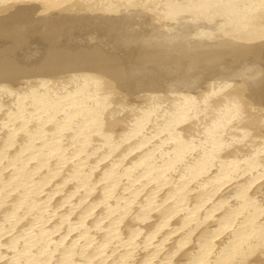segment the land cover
Returning a JSON list of instances; mask_svg holds the SVG:
<instances>
[{
  "label": "bare ground",
  "instance_id": "1",
  "mask_svg": "<svg viewBox=\"0 0 264 264\" xmlns=\"http://www.w3.org/2000/svg\"><path fill=\"white\" fill-rule=\"evenodd\" d=\"M37 79L39 81V86L38 87L36 86V89H39L38 92H36L37 97H38V93L41 89L44 92L47 90H50V89H52V86L56 85V83H58V85H59V81L60 82L64 81L65 87H66L67 83L69 84V82L76 84V85H77V83L81 84V85H78L77 88H73L71 90L68 89V91L70 93L75 92L76 94L81 95V97H82V95H84V97L85 96L87 97L85 100H84V98H82L80 100L77 97H74V95H72V97H73L72 100L74 98H77L75 100L76 101L75 103H77L78 100L85 101V103H80L81 106H83L82 104H84V105H86L87 108H89V110L91 109L90 114H89V110H87V108L85 107V110H87L88 114L90 115L89 119H87L88 116L86 117V119L89 122H93V123L97 122V123L93 124V123H88L87 121L84 120L85 122H83V123H88L91 125L92 124L98 125V129H97L98 133L102 131L101 129H105V130L107 129L106 131H108V132L110 131L109 136H111V134L114 136L115 135L117 136L118 134L121 133L119 135V137H121V139L126 137L125 142L132 141L133 139L134 140L138 139L139 137L134 138L133 136H136L139 133V131H137V129L141 128L139 126L136 127L137 125L136 126L131 125L130 121H132V120L129 118L130 116L138 115L140 113L137 110V107L139 109L140 106L134 107L132 109L133 105L129 106L128 102L130 103V101L127 98V101H128L127 102L125 100L126 99L125 97H127V96L129 97V95L136 96V98H135L136 101L140 98V103H141L142 99L146 102L150 101L151 98L154 100V97H155V99H158L157 95L160 92H158L157 95H155V96L154 95L152 96V94L153 93L156 94V92L158 90L161 91L163 88H169V90L171 88L172 89L171 91H173L174 89L175 90H177V89L181 90L179 92L177 91L178 92L177 94H180V95H178V98H180L181 94H183V93L185 94V97L188 98L187 99L184 97V95H182L183 98L187 99L183 103L184 111L181 110L182 112L177 113L178 109L180 111V107L178 109L176 108L177 112H174L176 114L174 116H172L171 119L168 118L170 121L166 122L168 124L165 125L164 129L162 130L165 132L167 131L166 134L169 135L168 136L169 139H171L173 142L172 153L169 154L168 157L165 156L166 158L164 156H161V157H163L162 159L165 158V161L169 162V164L172 166V167L169 166L170 168H173V165L180 166L179 163L181 164L183 162V159L187 158V157L184 158V156L187 155V152H189L190 149H192V150H190V152L191 151L195 152V149H193L194 146L193 147L191 146V145H194L193 143H195V142L190 141V142H193L190 145L189 144L190 142H187L188 139H186L184 137V136L189 135V134L191 135V133L194 132V131H192V127L195 125V121L197 123V125H195V126H200L199 123L201 120L198 118L199 119V122H198V120H194V119H196V117L198 115L201 114V116H202V114H203V116H202L203 120L205 121L207 118V120L205 122H208V120L211 119L210 117L213 116L211 113H213L214 111L210 112V110H211L210 108H212V107H208L207 109H210V110H208L206 112L205 108L207 106H211V104L213 106V104L215 105V104H217V102L224 101V100L227 101V103L229 102L228 105H227V103L224 104V105H226L225 106L226 108L227 107L231 108V109H227L228 111H226V112L223 111L222 109H220V107L218 109H213V110H216L215 111L216 114H218L222 111L221 112L222 116H219L216 119V122L213 121V120H215L214 117H213V120H211V124L208 122L209 124L206 125V123H204V121L203 122L201 121V125H202V127L200 126L201 131L204 130V128H205L204 126L210 127L208 132L205 133L206 135L203 134L204 135V137H203L204 142L208 144V148L207 149L203 148V149H205V153L202 154L204 152L203 151L200 154V151L203 150L201 148L205 147L207 145H204V146L201 145L202 146L201 147L199 145L202 144L203 141L202 142L199 141L200 143L198 142L199 143L198 146L200 147L201 150L198 151L199 153L196 152L197 157H195V159L190 158L188 160V162L186 161L187 163H184L188 166L187 167L188 170L191 167L193 169L194 167L200 166V167L204 168V170H202V171H205V170H207V168H208L207 166H209V164L213 161V159H216L217 157L219 159L221 157H224L223 159L222 158L220 159V162H218L221 165V168L219 169V171L217 169V171L220 173V176H221L220 181H217V178H216L217 175H216L215 178H216L217 182L214 179V181H212L210 183L208 182L209 184L208 183L205 184V182H200V183L198 182L197 184L194 183L195 184V185L193 184L195 186L194 192H193V190L192 191L189 190V188H191V187H188V185L186 187L190 191L189 196L187 198L188 202H190L192 200H196L195 198H205V195L210 188H213V189L216 188V190H220L217 188H221V187L223 188L222 184H227L230 181L231 177L233 176V175L231 176V174H232L231 169H233V167H235L234 164H236V162L239 161V163H240L241 159H243V158L245 160L247 159L246 162H244V159H243V162L247 163V166L249 168H251V170H253L252 168L256 169V166L258 169V166L260 165L261 161L263 160V159L262 160L259 159L258 156H259L260 152L263 151V153H264V0H0V85H3L0 87V89L2 87L9 86L10 84H13V83L20 84L19 82H22V83L26 84V82H28L29 80L33 82L35 80L37 81ZM50 80H52V83H48ZM55 80H57V82ZM53 81H55V82L53 83ZM35 82H33V83H35ZM30 84H31V82H30ZM13 85H15V84H13ZM21 85H23V84H21ZM21 85H19L18 88H20ZM125 85H126V87H125V89H123ZM62 86H63V84H62ZM10 87L12 89L13 86L11 85ZM16 88H17V86H16ZM29 89H31V88H29ZM82 89L85 90L86 92H90V94L86 93ZM194 89H195V91H194ZM197 89L200 90L201 92L199 93V91H197ZM206 89L209 90L208 93L205 92V91H207ZM2 90H3V88H2ZM5 90L7 91L8 89L5 88ZM58 90L56 92H59ZM64 90H66V89H63V92H64ZM114 90L120 91L121 97H120V95H119V97H117V95L120 92H117V95H116L115 94L116 92H114ZM203 90H205V91L203 92ZM35 91H37V90H33L32 92L31 91L30 92L33 95V94H35ZM153 91H156V92H153ZM196 91L198 93H195ZM2 92H4V90ZM9 92H12V90L11 91L9 90L7 93H9ZM47 92H49V91H47ZM91 92H95V93H91ZM97 92L101 93V94H98ZM31 93H30V95H31ZM201 93H202V96H201ZM25 94L27 95V93H25ZM69 94H67V95H69ZM114 94H115V96H114ZM190 94L192 96H190ZM2 95H3V93H2ZM67 95H66V97H67ZM188 95H189V97H188ZM138 96H139V98L137 99ZM5 97H6V95H5ZM23 97H25V95H23ZM33 97H34V95H33ZM43 97H44V95H43ZM70 97H71V95H70ZM175 97H176V94L174 93L173 96H171V98H173L174 102L175 101L178 102L177 100H174ZM161 98H163V97H161ZM178 98H175V99H178ZM183 98L180 100L183 101L184 100ZM41 99H43V98H40V100ZM189 99H192V100L189 101ZM61 100H62V98H61ZM66 100H67V98H66ZM233 100H234V102L230 103ZM35 101H36V99H35ZM124 101H126V102H124ZM168 101H169V99H168ZM187 101H188V103H187ZM198 101H199V104H197ZM27 102H28V100H27ZM27 102H26V105H27ZM170 102H171V100H170ZM55 103L56 102H54V104ZM78 103L76 105L80 106V104H78ZM169 103H167V104H169ZM194 103H196V104H194ZM72 104H74V102ZM142 104H144V103L142 102ZM173 104L171 103L172 107H173ZM23 105H24V103H23ZM137 105H139V103ZM74 106H75V104H74ZM79 106H78V108L80 109L81 107H79ZM218 106H221V105L220 104L217 106L215 105V108H217ZM174 107H175V105H174ZM22 108H24V106ZM69 108H71V106ZM82 108L84 110V107H82ZM156 108H154V109H156ZM159 108H163V107L160 106ZM221 108H224V107H221ZM26 110H28V109H26ZM71 110L69 111V113L71 112ZM76 110H78V109H76ZM140 110H142V109H140ZM149 110H150V107H149L148 111ZM167 110L169 111V108H167L165 111H167ZM65 111L68 112V110H65ZM78 111H80V110H78ZM143 112L145 114V111H143ZM143 112H141V113H143ZM147 112H146V114H147ZM153 112L154 111H152V113ZM160 112H162V111L160 110ZM75 113H78V112H75ZM83 113H80V115L81 114L83 115ZM154 113H156V112H154ZM144 114H142V115H144ZM169 114H170V112H169ZM41 115H38V116H41ZM163 115H165V114H162V117L161 116H159V117L163 118ZM18 117H20V116H18ZM135 117L137 118L138 116H135ZM192 117H195V118L192 119ZM208 117H209V119H208ZM65 118H66V116H65ZM74 118H73V120H74ZM83 118H85V117H83ZM128 118L130 120L129 123H128ZM150 118H152V116H150ZM9 119H11V118H9ZM18 119L15 118L14 121L18 120ZM159 119L160 118H158L157 120H159ZM4 120H6V119H4ZM66 120H64V121L66 122ZM7 121L9 122L8 119H7ZM14 121H13V123H14ZM18 121H19V123H21L20 119ZM18 121H16V122L18 123ZM26 121H28V120H26ZM75 121H76V119H75ZM78 121L80 122V120H78ZM212 121L215 123L213 124ZM79 122L77 123V125H80ZM164 122H162V123H164ZM69 123H71V121ZM150 123H151V121H150ZM1 124H2V122H1ZM1 124H0V126H1ZM4 124L6 125L5 121H4ZM59 124H61V123H59ZM71 124H72L71 125V127H72L75 123L73 122ZM62 125H65V124H62ZM11 126H12V123H10V129L12 128ZM59 126L57 127V130H58ZM3 127H6V126L2 125V127H0V128L2 129ZM7 127H9V125ZM7 127H6V129H7ZM61 127H63V126H61ZM64 127L66 128V126H64ZM87 127H88V125H87ZM89 127H91V126H89ZM70 128L68 127V130ZM202 128H203V130H202ZM1 129H0V133H2ZM12 129L16 130L15 128H12ZM21 129H23V128H21ZM45 129L47 131L48 127ZM50 129H48V130L50 131ZM55 129H56V126H55ZM75 129H78V126ZM99 129H100V131H99ZM194 129H195V127H194ZM23 130H25V129H23ZM64 130L66 131L67 129H64ZM2 131H4V128ZM18 131H19V129H18ZM27 131H25V133ZM51 131H54V130H51ZM71 131H72V128H71ZM94 131L95 130H93V132L91 130L88 131V133L90 132L89 133L90 136L88 135V133L86 131L84 133L85 134L87 133V135L89 137H91V139L95 137L94 136L95 134H97V137H100V139L102 138L101 140H103V138H105V136L107 137V135L105 133H102L104 131H102L101 134H99V136H98V133H95ZM201 131H196L195 133H197V132L200 133ZM4 132L2 134H4ZM15 132H17V130ZM15 132L13 131L11 133H13L14 136L17 133H19V132H17V133H15ZM21 132L22 131H20V133ZM59 132H60V130H59ZM78 132L80 133V129H78ZM108 132H106V133H108ZM40 133L38 135L37 134L36 135L42 136V133L41 134ZM60 133H63V132H60ZM122 133L125 134L124 135L125 137H122L123 136ZM46 134H47V132H46ZM58 134L59 133H57L56 136ZM65 134H66V132H65ZM65 134H63V135H65ZM68 134L69 133H67L66 135H68ZM71 135L74 136L73 134H71ZM75 135L77 136L78 134H75ZM79 135H81V134H79ZM167 135H166V137H167ZM193 135H195V134H193ZM12 136L10 137V139L12 138ZM72 136H71V138H72ZM2 137H3V139H4V137L8 138L6 136V134L2 135ZM2 137H1V139H2ZM33 137H35V135H33ZM65 137L66 136H64V138ZM131 137H133V139H131ZM168 137L166 139H168ZM36 138H38V137H36ZM68 138L71 139L69 136L67 137V139ZM76 138L77 137H75L74 140ZM81 138L79 139V141L81 140ZM111 138H113V137L111 136ZM114 138H116V137H114ZM128 138H130L131 140ZM192 138L193 137H191V139ZM3 139H2V141H3ZM14 139L15 138H13L11 140H14ZM20 139H21V137H20ZM22 139H23L22 142L25 143L23 137H22ZM42 139H44V138H42ZM42 139H40V140H42ZM67 139H65V140H67ZM98 139L99 138H97V140ZM107 139L109 140V137ZM117 139H118V141L121 140L120 138H117ZM7 140H9V139H7ZM49 140H50V138H49ZM74 140H72L71 144H75V143H73ZM93 140L94 139H92V141ZM101 140H99V141L101 142ZM104 140H106V139H104ZM122 140H121V145H124ZM134 140H133V142H134ZM15 141H16V139H15ZM54 141H55V143L57 142L56 140H54ZM75 141H76V143L79 142L78 140H75ZM140 141H141V139H140ZM33 142L35 143L36 140ZM40 142L37 144L40 145ZM42 142H45V141L42 140ZM69 142H67V143H69ZM80 142H81V146H84L85 150H87L89 148L91 149L93 147L95 148V146H93L94 144H96L95 142H94V144L92 142L93 145L91 144L93 147L89 146V148L87 147V149L85 146H87L90 143L89 140L87 141L88 144L86 142L83 143L84 140H83V142L82 141H80ZM100 142L98 144H100ZM11 143H14V142H11ZM50 143H51V141H49V144ZM63 143L64 142H61V144H63ZM82 143L87 144V145H82ZM119 143H120V141H119ZM119 143H118V145H119ZM237 143H238V145L236 147ZM254 143L256 144L255 147L250 148L251 145ZM2 144H4V143H2ZM5 144H7V143H5ZM26 144H27V142H26ZM42 144L43 143H41V145ZM56 144H58V143H56ZM56 144L54 145V147L56 146ZM61 144H60V147H61ZM31 145H33V144H31ZM51 145H53V143ZM106 145H105V149H106ZM121 145H120V147H121ZM128 145H129V143L127 144V147H128ZM7 146H8V144H7ZM19 146H20V144H19ZM98 146H97L96 150L98 149ZM100 146H102V145H100ZM130 146L131 145H129V147ZM16 147H14V148H16ZM60 147H58V148H60ZM77 147H78V144L76 145L75 152L77 150ZM103 147H104V143H103ZM107 147H108V145H107ZM122 147H124V146H122ZM134 147H136V146H134ZM138 147H139V145H138ZM245 147H247L246 150L244 149ZM11 148H13V147H11ZM41 148H42V152H43L44 149H43V147H41ZM94 148L91 150H94ZM125 148H126V145H125ZM253 148H254V150H253ZM51 149L52 148H50V150ZM67 149H69V148H67ZM162 149H163V147H162ZM20 150H21V148H20ZM36 150L37 149H35V151ZM50 150H48V151H50ZM57 150H55V152ZM85 150H83V151H85ZM248 150H250V154H247V152H249ZM95 151H93V152H95ZM97 151H99V149ZM101 151H99V152L101 153ZM103 151H104V149H103ZM107 151H108V149H106V152ZM112 151H114V148ZM3 152H5V151H3ZM17 152H19L18 149H17ZM17 152L14 151V153H16V154H17ZM38 152H39V150H38ZM44 152H46V151H44ZM75 152H73V153H75ZM78 152H81V150ZM85 152L87 153L86 155L88 157L92 153L91 152L88 155L89 152H87V151H85ZM99 152H98V154L96 153L97 156L98 155L102 156L103 153L99 154ZM143 152H145V151H143ZM31 153H32V150H31ZM33 153L35 154V152H33ZM46 153H48V152H46ZM62 153H64V152H62ZM65 153L67 154V152H65ZM116 153H115V155L118 156L119 154L118 153L116 154ZM161 153H163V152H161ZM193 153H191V154H193ZM2 154H4V153H2ZM51 154H49V155H51ZM107 154H110L111 156L113 155L109 152H107ZM73 155L74 154H72L71 156H73ZM86 155H85V157H86ZM106 155L103 158H106ZM121 155H122V153H121ZM146 155L144 156L145 158H147ZM156 155L157 154H155V158H156ZM165 155H167V154H165ZM193 155H195V153ZM260 155H262V154H260ZM0 156H2V155H0ZM101 156H99V160H100ZM75 157H76V155H75ZM83 157H82V159H83ZM85 157H84V159H85ZM113 157H114V155H113ZM149 157L151 158V156H149ZM188 157H190V156H188ZM7 158H8V156H7ZM48 158H50V157H48ZM78 158H80V156ZM78 158L76 157L77 160H78ZM116 158H115V160L112 158L115 161V163L113 162L114 164H116V160L118 159V158L117 159ZM145 158H144V160H145ZM150 158H149L148 164H150ZM152 158H151V160H153ZM11 159H13V156ZM79 160H81V159H79ZM218 160H216V161H218ZM36 161H38V160L36 159ZM71 161L69 163H72ZM121 161H123V160H121ZM146 161L148 162V160H146ZM159 161H161V160H159ZM12 162H14V161H12ZM47 162H48V160H47ZM55 162H56V160H55ZM87 162H89V161H87ZM137 162L140 163V161H137ZM152 162H154V160ZM6 163H7V165H9L8 162H6ZM121 164H122V162H121ZM163 164H162V166H163ZM7 165H4V167L5 166L7 167ZM67 165H70V164L67 163ZM67 165L65 168H67ZM83 165H84V163H83ZM141 165L143 166L144 164H141ZM30 166H32V164ZM45 166H46V164H45ZM57 166H59V165H57ZM84 166L88 167V169H89L88 165L85 164ZM123 166H124V164H123ZM123 166H121V165L119 166L120 170H121V167H123ZM145 166H146V164H145ZM145 166H143V167L145 168ZM148 166H150V165H147L146 167L148 168ZM241 166H244V164L242 163ZM34 167H36V165ZM40 167L42 168V166H40ZM46 167H48V165ZM46 167H44L42 169H46ZM55 167L53 169H55ZM79 167H81V166H79ZM96 167H97V165H96ZM182 167H183V165L181 166V168ZM240 167H237V168H239V170L242 171V169H240ZM244 167H246V166H244ZM261 167H264V166L261 165ZM65 168H64V170H62V172L60 174H62L65 171ZM68 168H70V167H68ZM185 168H186V166H185ZM187 168L185 169L186 171H187ZM7 169H9V168H7ZM58 169H60V166ZM74 169H76V168H74ZM83 169H87V168H83ZM245 169H247V168H245ZM71 170H69L70 172L67 170V172H69V174H71ZM91 170H93V169H91ZM149 170H151V169H149ZM12 171H14V170L12 169ZM47 171H49V170H47ZM84 171L87 172V170H84ZM152 171H151V173H152ZM161 171L159 173L163 172V171L162 172ZM165 171H167L166 168H165ZM192 171H190V172H192ZM202 171H201V173H202ZM253 171H255V170H253ZM8 172H9V170H8ZM80 172H81V170L79 171V173ZM167 172H169V171H167ZM167 172H166V174H167ZM172 172H174V171H172ZM190 172H189V174H190ZM205 172H207V171H205ZM30 173H31V171H30ZM58 173H59V171H58ZM72 173H74V172L72 171ZM79 173H77V174H79ZM153 173H154V171H153ZM177 173L175 175H178ZM238 173H240V171H238ZM255 173H257V175L255 174L256 176L252 180L248 181L247 184H245L246 186L244 187V189H242L241 192L239 193V195L234 197L233 200L230 197V193L233 192V189L235 187L238 188V186L242 182L245 183L246 181L244 182V180H247V178H245V176H241L240 174H236V176L237 175H240V176H238L236 182L233 183V185L231 186L232 188L227 189L226 192H223L222 195L220 193H218L222 196V199L224 198L223 200L221 199L222 201L220 200V198H219L220 202H216V203L211 200L214 196L217 195L218 191H216V190H215L216 193L210 192L208 194V196L206 195L207 198H205L206 200L202 202L203 205L204 204L206 205L208 203L213 202L212 203L213 206L208 210L209 214H208L207 220L205 218L203 220L202 219L197 220V219H199L197 217V215H199V212L195 216L192 214L193 212L192 213L189 212L193 216V217L190 216V217H192L190 219V221L188 219H186L187 217L186 218L184 217L185 215L183 212L182 213L184 216H182V214H180V216H176L178 210L174 213L172 212V210L176 209V207H179V205L178 206H177V204L171 205L170 204L171 200H169L170 197H169V199H168V197H166V199L169 200L168 201L169 205H167L168 204L167 203L166 204L167 206L163 205L167 201L166 202L164 201L165 203H162L163 201L161 202L159 200L162 203L163 207L158 209V207H160L161 204L157 203V205H155V207H153L156 210H153V208L148 210L146 207L147 211L146 210L144 211V210L140 209L141 207H139L138 209H140V210L134 212L133 214L130 212L132 214V216L129 215L130 218H128L129 216H127L126 219H124L126 217L125 213H127V215H128V212L121 213L123 215L125 214L124 215L125 217L123 216V219H122V220H124V223L120 221L123 224V227H126L128 223H129L128 227H130L131 224H133L134 228L136 230V234L142 233L141 231H143L144 228H146V227H142V225H144L143 224L144 222H149L148 221L149 219H151V221H152V219H155L159 216H162L163 218L165 216L166 217L169 216L168 222L172 223L173 221H175L174 223H176V224H174V227H172L173 224H171L170 228L165 227L166 224H168V222L166 221L167 223L165 224L164 227L166 229L168 228V231L163 227L165 231H163V229H162L163 232L160 231L159 233H157L158 238L159 237L162 238L159 235L162 233L165 235H172V237H170V238L166 237V239L156 240L157 242H156V244L154 243V247H151L153 245V243H151L153 240L152 241L148 240V241H150L149 245H151V246L143 245V246H145V248H143V249H145L144 250L145 253L142 252L143 249H141L143 246H141V248H139L140 250H142L140 253L139 249H137L138 247L136 246L137 247L136 248L133 245L134 243H132V245H133V247H135V249L131 248L132 247L131 245H130L131 247L130 248L127 247L126 250H123L124 248L121 249L123 251L119 252V255L122 258H120L119 260L116 258L118 262L116 261L117 263H111V264H264V216H262V214H261V212L264 211V197H263L264 195H261L260 198H257L259 196V194H264V179L261 181L259 180V182L256 184V186H254L255 180L264 176V168L258 170L257 172L255 171ZM21 174H23V173H21ZM54 174H56V173H54ZM108 174H110L109 171H108ZM148 174L150 175V172ZM162 174H164V173H162ZM192 174L193 173H191V175ZM234 174H235V172H234ZM242 174L244 175V173H242ZM32 175H34V174H32ZM72 175H71V178H72ZM74 175H73V177H74ZM53 176H55V175H53ZM159 176H161V175H158V178H159ZM172 176H173V174H172ZM204 176H203V178H204ZM211 176H210V178H211ZM6 177L9 178V175ZM14 177H16V176H14ZM14 177H12V178H14ZM33 177H30V178H33ZM40 177H42V176H40V174H39L38 179H40ZM122 177H123V175H122ZM136 177H137L136 175L133 177V181L134 180L136 181ZM164 177H166V175ZM167 177H169V176H167ZM174 177H175V179L176 178L179 179V175L177 177L176 176H174ZM174 177H173V179H174ZM51 178L52 177H50L49 179H51ZM71 178H70V180H71ZM74 178H76V177H74ZM118 178L119 177H117V179ZM194 178H196V176H194ZM207 178H209V177H207ZM207 178L205 177V179H207ZM232 178H234V177H232ZM0 179H2V178H0ZM16 179L20 180V178H17V177H16ZM33 179H29V180H33ZM108 179H110V178L108 177ZM173 179L171 180L172 182L174 181ZM200 179H202V178L200 177ZM11 180H13V179H11ZM43 180L44 179H42L41 181L43 182ZM54 180H53V182H54ZM59 180H61V179H59ZM76 180H77V178H76ZM27 181H28V179H27ZM45 181L47 182V179ZM71 181H73V180H71ZM71 181H69V182H71ZM109 181L111 182V180H109ZM179 181H180V179L178 180V182ZM32 182H34V181H32ZM73 182H75V181H73ZM84 182H86V180ZM108 182L106 184L109 185L110 182L109 183ZM19 183H21V182H19ZM19 183L17 181L16 186H18ZM43 183L41 185H43ZM169 183L170 182L168 181L167 184H169ZM176 183L173 182L174 185H176ZM36 184L38 185V183H36ZM47 184H45L46 187H47ZM81 184L83 185V183H81ZM118 184H119V181H116V183L114 185L115 189L113 190L112 194L114 193V191H116V187L119 188L120 186H122V185L117 186ZM129 184H131V183H129ZM133 184H135V182ZM159 184L161 185V183H159ZM159 184H156V185H159ZM186 184H188V182ZM75 185H77V184H75ZM82 185L79 184V188ZM108 185H105V188H106V186L108 187ZM124 185L126 186L127 184L126 183L123 184V187H124ZM163 185H165V184H163ZM180 185H182V184H180ZM18 187H20V186H18ZM42 187H44V185ZM75 187H73V188H75ZM109 187L111 188V185H109ZM178 187H176V189ZM21 188L22 187H20V189ZM68 188H70V187H68ZM73 188H71V189H73ZM136 188H137V186L135 187V189ZM157 188L158 187H156V189ZM179 188H181V186ZM179 188H178V190H179ZM192 188H193V186H192ZM38 189H40V188H38ZM71 189H70V191H71ZM121 189H118V190H121ZM162 189H164V187ZM174 189H175V187H174ZM23 190H25V187L23 188ZM26 190H28V189L26 188ZM43 190H44V188H43ZM94 190H95V188H94ZM110 190H112V189H109V193H110ZM154 190H152V191H154ZM222 190L219 192H222ZM56 191H57V188H56ZM56 191H55V193H56ZM63 191H65V190H63ZM107 191H108V189H107ZM107 191H105V192H107ZM164 191H163V193H164ZM168 191L170 192V191H172V189H170V190L168 189ZM9 192H8V194H9ZM72 192L73 191H71V194H73ZM74 192H75V190H74ZM105 192H104V194H105ZM181 192H182V190H181ZM17 193H18V191H17ZM154 193H156V192H154ZM154 193H152V194H154ZM186 193H187V191H186ZM13 194L14 193H12V195ZM27 194H29V192H27ZM69 194H70V192H69ZM169 194H167V195H169ZM232 194L233 193H231V196H232ZM67 195H65V196H67ZM177 195H178V193H177ZM184 195H185V193H184ZM31 196H33V194ZM65 196H63V197H65ZM150 196H151V194H150ZM153 196H151V197L153 198ZM182 196H183V194H181V198H184ZM221 196H219V197H221ZM100 197H102V196H100ZM103 197L106 198L105 195ZM112 197H113V195H112ZM176 197L177 196L175 195V198ZM32 198H35V197L33 196ZM32 198L30 197V199H32ZM58 198H62V197L58 196ZM109 198L111 199V197H109ZM115 198L116 197H114L112 200L118 201ZM120 198H118V199L121 200ZM122 198H124V197L122 196ZM215 198H217V197H215ZM255 198H257V200H255ZM10 199H11V197H10ZM14 199L17 200V198H15V197H14ZM50 199H47V200L50 201ZM65 199L68 200V199H72V198H66L65 197ZM171 199H172V196H171ZM229 199H231V200H229ZM18 200H19V198H18ZM59 200H60V202L62 201L61 199H59ZM101 200H103V199H101ZM155 200H156V198H155ZM161 200H163V199L161 198ZM182 200H185V199H182ZM215 200H218V198ZM107 201H108V199H107ZM28 202H29V200H28ZM155 202H157V200L154 201V204H155ZM178 202H180V201H178ZM11 203H12V201H11ZM13 203H15V202L13 201ZM13 203L11 204L12 208H14ZM24 203L25 202H23V205H24ZM50 203L54 204L55 202L52 203V201H51ZM138 203H140V202H138ZM183 203H181V204H183ZM37 204H40V203H37ZM122 204L123 203L119 204V205H121V208L123 206ZM192 204H193V201H192ZM42 205L45 206V204H42ZM60 205H59V207H60ZM64 205L62 204L61 206H64ZM66 205H67V203H66ZM80 205H81V203H80ZM112 205H110V206H112ZM124 205L127 206V204H124ZM146 205H147V203H146ZM148 205H149V203H148ZM52 206L53 205H51V207ZM108 206L106 205V207H108ZM115 206H116V203H115ZM115 206L113 205L112 209ZM129 206H131V205H129ZM129 206L127 208V211L129 209ZM138 206H141V205H138ZM189 206H191V205H189ZM16 207H17V205H16ZM134 207H136V206H134ZM194 207H196V206L194 205ZM45 208H46V206H45ZM45 208H44V210H45ZM47 208H49V207H47ZM116 208H117V206H116ZM180 208H181V205L177 209H180ZM123 209H125V207ZM193 209H195V208H193ZM16 210H15V212H16ZM19 210H21L19 212H22V210H24V209L21 208ZM38 210H40V209H38ZM81 210H82V208H81ZM107 210H110V209H107ZM107 210L105 209L106 212H108ZM113 210L115 211V209H113ZM233 210H235V211H233ZM82 211L85 212V210H82ZM187 211H189V210H187ZM203 211H206V210H204V208H203ZM3 212L4 211H1L0 216H2ZM40 212H41L40 214H42V210ZM103 212H104V210H103ZM24 213H25V211H24ZM91 213H90V215H91ZM99 213L101 214L100 211H99ZM111 213H114V212H111ZM179 213H181V212H179ZM5 214L3 215L4 217H5ZM19 214H20V216H22L21 213H19ZM25 214H27V213H25ZM102 214H104V213H102ZM105 214H107V213H105ZM115 214H118V213H114V217H115ZM194 214H196V213H194ZM201 215H202V213H201ZM201 215H199V217ZM30 216H33V214L32 215L30 214ZM10 217L11 216L9 215V219H11ZM27 217H29V215ZM27 217H26V219H27ZM56 217H58V216H56ZM96 217H98V216H96ZM201 218H203V217H201ZM110 219H108V220H110ZM210 219H212V221L206 223ZM16 220H18V218ZM58 220H59V218H58ZM62 220H64V218H62ZM81 220H82V218H81ZM93 220H94V217H93L92 221ZM92 221H89V222H92ZM158 221L160 223H162L158 218L157 222L155 220L157 225L159 223ZM192 221H195V223H193ZM4 222L6 223V222H11V221H4ZM25 222H26V220H25ZM27 222H28V220H27ZM31 222H33V221H31ZM117 222H118V220H117ZM155 222H153V224ZM191 222L193 224L188 226V224ZM81 223L82 222H80V224ZM116 223L114 225L118 226L119 224L117 225ZM75 224H72V225L75 226ZM78 224H79V222H78ZM107 224H109V223H107ZM140 224H142L141 227L143 229L136 227L137 225L140 227ZM156 224H154V225H156ZM68 225H70V224H68ZM81 225H78V226H81ZM105 225H106V220H105ZM133 225H132V227H133ZM112 226H113V224H112ZM112 226L110 224V227H112ZM147 226H149V225H147ZM70 227L73 228V226H70ZM132 227H130V228H132ZM157 227L159 228L160 226H157ZM87 228H89V226ZM130 228H129V230H130ZM92 229H94V228H92ZM118 229H120V228H118ZM118 229L116 227V229H114L113 231H115V230L118 231ZM54 230L55 229H53V231ZM85 230H87V229H85ZM102 230L103 229H101V231ZM120 230H119V233H120ZM154 230H156V229H154ZM21 231H23V230H21ZM103 231H105V230H103ZM144 231H148V229L144 230ZM166 231H167V233H166ZM31 232H33V231H31ZM91 232L92 231L90 230V233ZM93 232L97 233L96 230H93ZM124 232L126 234V231H124ZM124 232H123V235H124ZM13 233H14V231H13ZM21 233H19V234H21ZM39 233H37V234H39ZM98 233H99V231H98ZM113 233H115V232H113ZM116 233H118V232H116ZM23 234H25V233L23 232ZM83 234H85V233H83ZM130 234H133L132 231ZM147 234H148V232L146 233V235ZM117 235H119V234H117ZM123 235H122V237L121 236L120 237L121 238L126 237V235L125 236H123ZM143 235L141 234V236H143ZM152 235H154V233L153 234L151 233V236ZM110 236H112V238H113V234ZM93 237H94V235H93ZM99 237H101V236L99 235ZM137 237H138V235H137ZM121 238H118V239L120 240ZM126 238H124V239H126ZM148 238H149V236H148ZM153 238H154V236H153ZM33 239H35V238H33ZM131 239H133V238H131ZM146 239H147V237H146ZM85 240H87V239H85ZM94 240H95L94 242H96V239H94ZM114 240L115 239H113L111 242H109L108 246L105 244L106 247H109L108 250L106 249V252L101 251L99 253L95 252L94 250H91V249H93L91 247L90 248L87 246L83 247L84 245L82 247L80 246V248H81V249L79 248L80 251L77 250V248L73 249V247L76 244L73 247H71L69 245L71 248L69 247L66 249V252L63 253L64 256H62V258L68 257V259H70L72 262L75 261V263H73V264H76V260L79 261V259L86 260V262L87 261H95V262L98 261L99 264H100V262H102L103 264L105 262L107 263L105 258H109V256L112 259L114 258V257H112L113 256V253H111L112 251L111 252L109 251V250L113 249V248H111V245H114L116 243V241H115V243H113ZM138 240H137V242H138ZM106 241L107 240H105V243H107ZM125 241L126 240L118 241V243H117L118 245L115 244V246L117 245L115 247V251L119 248V246L123 245ZM134 241H136V240H134ZM53 242H54V240H53ZM137 242H135V244ZM141 242H142V240H141ZM159 243L161 245L157 246V244H159ZM142 244H144V243H142ZM96 246H98V245H96ZM123 246L125 247V245H123ZM123 246H121L120 248H122ZM126 246H127V244H126ZM155 246H157V247H155ZM46 248H48V246ZM151 248H153L152 249L153 253H151V251H150ZM48 249H46V250H48ZM148 249H150V250H148ZM27 250H29V249H27ZM132 250L135 251L136 255H134L135 253H131ZM43 251H45V249ZM117 251H119V250H117ZM136 251L139 253H137ZM147 251H150V252H147ZM107 252H110L111 254L105 255ZM122 253H123V255H122ZM145 254H147V255H145ZM115 255H117V252ZM37 256H38V253H37ZM51 257H53V256H51ZM59 257L60 256H58L56 259H58ZM19 258H23V257H19ZM35 258H36V256H35ZM16 260H17V258H16ZM53 260L54 259H52L50 261H53ZM113 260L115 261V259H113ZM55 261H54V263H55ZM65 261H67V259ZM114 261H111V262H114ZM23 262H24V260H23ZM62 262H63V260H62ZM82 262H84V261H82ZM108 262H110V261H108ZM14 263L18 264V262H14ZM78 263H80V262H78ZM58 264H60V263H58ZM63 264H65V262ZM90 264H92V263H90ZM107 264H109V263H107Z\"/></svg>",
  "mask_w": 264,
  "mask_h": 264
},
{
  "label": "rangeland",
  "instance_id": "2",
  "mask_svg": "<svg viewBox=\"0 0 264 264\" xmlns=\"http://www.w3.org/2000/svg\"><path fill=\"white\" fill-rule=\"evenodd\" d=\"M26 81V80H25ZM30 81V80H29ZM26 82V84L25 83H22V82H19L20 84H18V83H13V84H15V85H13V84H10L9 86H6V87H2L3 88V90H4V92H2L3 90H2V88L0 89V124H1V122H2V124H1V126L0 127H2V125L3 126H8L9 125V127H7V129H6V127H3L4 128V131H2L3 130V128L1 129V132L3 133L4 132V134H2V133H0V155H4L3 157L2 156H0V178H2V179H0V210L1 211H4L3 213H2V216L5 214V217L3 216H0V264H17V263H14V262H18V264H58V263H60V264H63L64 262H65V264L67 263V264H73V263H75V261H71L70 259H68V257H63L62 258V256H64V254L63 253H65L66 252V249L67 248H69L70 246L71 247H73L75 244L77 245H75L74 247H73V249L74 248H77V250H79V248H80V246L82 247L83 245V247H85V246H87V247H91V248H93V249H91V250H94L95 252H97V253H99V252H101V251H103V252H106V249L108 250V248L109 247H106L105 246V244L108 246L109 245V242H111L113 239H115L114 240V242L113 243H115V241H116V243L115 244H117L118 243V241H123V240H126L125 242H124V244L123 245H125V247L123 246V245H121V246H123L122 248H120L121 246H119V248L117 249V250H119V251H115V247L118 245H116L115 246V244L114 245H111V248H113V249H111V250H109L111 253H113V256L112 257H114L113 259H115V261L109 256V258H105L106 259V261H107V263H109V264H111V263H117L118 261H117V259L119 260L120 258H122V257H120V255H119V252H121V251H123V250H126L127 249V247H131V248H134L135 249V247L137 248V249H139V248H141V246H143V245H145V246H148L149 245V243H150V241H152L151 243H153V245L151 246V245H149V246H151V247H154V243L156 244V240H162V239H166V237L167 238H170V237H172V235H165V234H159L162 238H158V234L157 233H159L160 231H162V229H163V231H165L164 230V228L165 227H169L170 228V226H171V224H173L172 225V227H174V224H176V223H174L175 221H173L172 223L171 222H168L169 220H168V218H169V216L168 217H162V216H159V217H157V218H155V219H152V221H151V219H149L148 221L149 222H144L143 224L145 225H142V224H140V227L137 225L136 227H138V228H140V229H143L142 227H146V228H144V230H147L148 229V231H141L142 233H140V234H136V230H135V228H134V225L133 224H131V226L130 227H132V225H133V229L132 228H130V227H128V225H129V223L127 224V226L126 227H123V224L121 223V222H123L124 223V220H122L123 219V216L125 217L124 219H126L127 218V216H132V214L134 213V212H136V211H138V210H146L147 211V209L149 210V209H151V208H153V207H155V205H157V203L159 204H161V206L160 207H158V209L159 208H161V207H163L162 206V203H165L166 201V203L165 204H163L164 206H167V205H169V200H171L170 201V204L171 205H175V204H177V206L179 205V207H180V205H181V208L180 209H177V208H179V207H176V209H173L172 210V212L174 213V212H176L177 210V214H176V216H180V214H182V216H184L186 219H188L189 221H190V219L193 217L192 216V214L195 216V215H197V213L199 212V215H201V213H202V215L199 217V215H197V217L199 218V219H197V220H203L204 218L207 220L208 219V210L213 206L212 205V201H214L215 203L216 202H220V200L222 199V194H223V192H226V190L227 189H230V188H232L231 186L233 185V183H235L236 182V180H237V178H238V176H245V178H247V180H244V182L245 183H241L239 186H238V188L237 187H235L234 189H233V192H231V193H233L232 194V196H231V193H230V197H231V199L233 200V198L234 197H236L237 195H239V193L241 192V190L242 189H244V187L246 186L245 184H247V182L248 181H250V180H252L256 175H257V173H255V171L257 172L258 170H260V169H262V168H264V167H261V165L262 166H264V153H263V151L262 152H260V154H262V155H260L259 154V156H258V158L259 159H263L262 161H261V163H260V165L258 166V169H257V166H256V169L255 168H252L253 170H255V171H253V170H251V168H249L248 166H247V163H244V162H246L247 161V159L245 160L244 158V162H243V159H241V161H240V163H239V161L238 162H236V164H234V166L235 167H233V169H231L232 171H231V176L232 177H234V178H232L231 177V179H230V181L227 183V184H222V186H223V190L221 189V188H217V189H220V190H216V188H210L209 190H208V192L206 193V195L208 196V194L211 192V193H216V191H218L217 192V195L216 196H214L211 200V202L212 203H208V204H204L203 205V201H205L206 199L205 198H207L206 197V195H205V198H195L196 200H192L193 201V204H192V201H190V202H188V200H187V198H188V196H189V192L190 191H192L193 190V192L195 191V189H194V185L195 184H197L198 182L200 183V182H205V184L206 183H210V182H212V181H214V179H215V181H216V178H217V181H220V179H221V176H220V173L218 172L219 171V169L221 168V165L218 163V162H220V159L222 158H224V157H221L220 159L217 157L216 159H213V163L211 162L210 164H209V166H207L206 168H207V170H205V171H207V172H205V171H202V170H204V168H202V167H194L193 169H192V167L188 170V166L186 165V164H184V163H187L188 162V160L191 158V159H195V157H197V154H196V152H198L199 150H201V149H203V148H205V149H207L208 148V144L207 143H205L204 142V135H206L205 133L206 132H208V130L210 129V127L209 126H204L203 128H204V130H203V128H202V130L203 131H201V127H202V125H201V121L203 122L204 120H203V118H202V116H203V114H202V116H201V114L200 115H198L197 117H196V119H194V120H198V122H199V119L201 120L200 121V126H195V125H197V123H196V121H195V125L192 127V131H194L193 133H191V135L189 134V135H186V136H184L186 139H188L187 140V142H190V141H193V142H195V143H193V142H190L189 144L191 145L192 143L194 144V145H191L192 147H193V149H195V155H193L194 153L191 151L190 152V150H192V149H190L189 150V152H187V155H185L184 156V158H186V159H183V162L181 163L182 165H183V169L181 168V164L179 163V165L180 166H175V165H173V168H170V167H172L170 164H169V162H166L165 161V156H167L168 157V155L169 154H171L172 153V146H173V142H172V140L171 139H169V135H167L166 133H167V131L165 132V131H162L163 129H164V127H165V125H167L168 123H166L167 121H170L169 119H171V117L172 116H174L176 113H174V112H177V109L180 107V111H179V109H178V112L177 113H179V112H182L181 110H183L184 111V106H183V103H184V101H186L188 98L187 97H185V94L183 93V94H181V97H182V95H184V97L185 98H187V99H185V98H183L184 100L182 101V100H180V99H182L181 97L180 98H178V95H180V94H177L179 91H181V90H179V89H177V90H173V91H171L172 89L170 88V90H169V88H163L161 91H153V92H156V94L155 93H153L152 94V96L154 95H157V93L158 92H160L158 95H157V97H158V99H155V97H154V100L151 98L150 99V101H144L143 99H142V102L144 103V104H142V102L140 103V98H139V96L137 97V101H136V96H133V95H129V97L127 96V97H125L124 99L127 101V98H128V100L130 101V103L128 102V105L129 106H132V109L134 108V107H137V106H140L139 107V109H138V107H137V110L140 112L138 115H134V116H130L129 118L133 121H130L129 120V118H128V123H129V121L131 122L130 124L131 125H133V126H136V127H141L140 129H137V131H139V133L136 135V136H133L134 138L135 137H139L138 139H133V137H131V139H133L134 140V142H133V140L132 141H129V142H125V134L124 133H122V137H125V138H122L121 139V137H119V135L121 134H118L117 136L115 135H112L111 134V136L113 137V138H111V136H109V133H110V131L108 132V131H106L105 129H101L102 131H106V132H108V133H106L105 131L104 132H102V133H105L106 135H107V137L105 136V138H103V140L104 139H106V140H101L100 139V137H97V134H95V133H98L97 131V129H98V125H93L94 123H97V122H89L87 119H89V117H90V110H89V108H87L86 107V105H84V104H82L83 106H81V104L80 103H85V101H80L82 98H84V100L87 98L86 96L84 97V95H82V97H81V95H79V94H76L75 92V94L74 93H70L69 91H68V89L69 90H71V89H73V88H77V86L78 85H81V84H78L77 83V85L76 84H73V83H71V82H69V84L67 83V85H66V87H65V83H64V81H62V82H60L59 81V85H58V83H56V85L55 86H52V89H50V90H47V91H49V92H47V91H42V89L39 91V93L41 92L43 95H44V97H43V95L40 93H38V97H37V93L36 92H38V90L39 89H36V86L38 87L39 86V81H38V79H37V81L35 82V81H33V82H35V83H33L32 81H30L31 82V84H30V82ZM51 81V82H50ZM48 83H52V80H50ZM56 82H57V80H55ZM55 81H53V83L55 82ZM63 84V86H62V84ZM72 85H71V84ZM17 84V85H16ZM21 84H23V85H21ZM13 86L12 87V89H11V87L10 86ZM19 85H21V87L20 88H18V86ZM31 85V86H30ZM84 85V84H83ZM1 86H3V85H0V87ZM16 86H17V88H16ZM26 86V87H25ZM70 86V87H69ZM72 86V87H71ZM8 87V88H7ZM125 87H126V85L124 86V88L123 89H125ZM216 87V86H215ZM5 88L6 89H8L7 91L5 90ZM10 88V89H9ZM16 88V89H15ZM24 88V89H23ZM29 88H31V89H29ZM34 88V89H33ZM20 89V90H19ZM59 89V90H58ZM63 89H66V90H64V92H63ZM122 89V90H123ZM11 91L12 90V92H9V93H7L8 91ZM17 90V91H16ZM23 90V91H22ZM33 90H37V91H35V94H33L34 95V97H33V95H32V91ZM55 90V91H54ZM59 91V92H56V91ZM80 90V89H79ZM83 90V89H82ZM207 90V89H206ZM16 91V92H15ZM25 91V92H24ZM31 91V92H30ZM52 91V92H51ZM83 91H85V90H83ZM178 91V92H177ZM194 91H195V89H194ZM197 91H199V93L201 92L200 90H198L197 89ZM195 92V93H198V92ZM205 90H203V92H204ZM208 91L209 90H207V91H205V92H207L208 93ZM3 93V95H2V93ZM24 92V93H23ZM48 94H47V93ZM86 92V91H85ZM114 92H116L115 94L117 95V92H120V91H116V90H114ZM25 93H27V95L25 94ZM30 93H31V95H30ZM34 93V92H33ZM69 94V95H67V94ZM86 93H88V94H90V92H86ZM91 93H95V92H91ZM98 93V92H97ZM176 94V97L175 98H178V99H175L174 98V100H177L178 102H174L173 101V98H171V96H173V94ZM192 93V92H191ZM22 94V95H21ZM50 94V95H49ZM61 94V95H60ZM87 94V95H88ZM98 94H101V93H98ZM115 94H114V96H115ZM121 94V92L117 95V97H119V95ZM161 94V95H160ZM5 95H6V97H5ZM23 95H25V97H23ZM66 95H67V97H66ZM70 95H71V97H70ZM72 95H74V97H77L78 99H80V100H78L77 101V103L78 104H80V106L79 107H84V110H83V108L81 109H79L78 108V106L76 105L77 103H75L76 101V99L77 98H74L73 100H72ZM160 96V97H159ZM190 96H192L191 94H190ZM201 96H202V93H201ZM2 97V98H1ZM9 97V98H8ZM15 97V98H14ZM17 97V98H16ZM36 97V98H35ZM50 99H49V98ZM55 97V98H54ZM58 97V98H57ZM80 97V98H79ZM120 97H121V95H120ZM134 99H133V98ZM161 97H163V98H161ZM166 97V98H165ZM188 97H189V95H188ZM4 98V99H3ZM8 98V99H7ZM22 98V99H21ZM24 98V99H23ZM30 98V99H29ZM40 98H43V99H41L40 100ZM61 98H62V100H61ZM66 98H67V100H66ZM123 98V97H122ZM121 98V99H122ZM171 98V99H170ZM35 99H36V101H35ZM46 99V100H45ZM163 99V100H162ZM168 99H169V101H168ZM21 100V101H20ZM27 100H28V102H27ZM33 100V101H32ZM45 100V101H44ZM55 100V101H54ZM62 102H61V101ZM170 100H171V102H170ZM180 100V101H179ZM190 100H192V99H189V101ZM20 101V102H19ZM47 101V102H46ZM50 101V102H49ZM66 101V102H65ZM74 102V104H75V106H74V104H72L73 102ZM126 101H124V102H126ZM182 101V102H181ZM13 102V103H12ZM26 102H27V105H26ZM53 102V103H52ZM54 102H56L55 104H54ZM70 102V103H69ZM123 102V103H124ZM170 102V103H169ZM196 102V101H195ZM205 102V101H204ZM220 102V103H219ZM219 102H217V104H215L216 106L217 105H221V106H218L217 108H215V105L213 104V106H212V104H211V106H207L205 109V111L207 112L208 110H210V112H213V113H211L213 116L212 117H210L211 119H209V117H208V122L211 124V120H213V117H214V119L215 120H213V121H215L216 122V119L219 117V116H222V111L220 112V113H218V114H216L215 113V111L216 110H213V109H218L219 107H220V109H222L223 111H228L227 109H231V108H226L225 106L226 105H224L225 103H227V101H219ZM234 102V100L233 101H231L230 103H233ZM8 103V104H7ZM23 103H24V105H23ZM32 103V104H31ZM36 103V104H35ZM47 103V104H46ZM139 103V105H137ZM146 103V104H145ZM148 103V104H147ZM151 103V104H150ZM167 103H169V104H167ZM171 103L173 104V107H174V105H175V107L173 108L172 107V105H171ZM187 103H188V101H187ZM219 103V104H218ZM222 103V104H221ZM229 103V102H228ZM228 103H227V105H228ZM35 104V105H34ZM63 104V105H62ZM87 104V103H86ZM125 104V103H124ZM142 104V105H141ZM153 104V105H152ZM163 104V105H162ZM168 106H167V105ZM194 104H196V103H194ZM197 104H199V101H198V103ZM201 104V103H200ZM127 105V106H128ZM145 105V106H144ZM223 105V106H222ZM10 106V107H9ZM24 106V108H22V107ZM49 106V107H48ZM60 106V107H59ZM62 106V107H61ZM71 106V108H69V107ZM160 106H162L163 108H159ZM21 107V108H20ZM27 107V108H26ZM76 107V108H75ZM85 107L87 108V110H89V114H88V112H87V110H85ZM142 107V108H141ZM145 109H144V108ZM149 107H150V110L148 111V109H149ZM157 107V108H156ZM208 107H212V108H210V109H207ZM221 107H224V108H221ZM8 108V109H7ZM40 108V109H39ZM68 108V109H67ZM152 108V109H151ZM154 108H156V109H154ZM167 108H169V111L167 110V111H165ZM177 108V109H176ZM183 108V109H182ZM26 109H28V110H26ZM48 109V110H47ZM62 109V110H61ZM72 109V110H71ZM76 109H78V110H80V111H78V110H76ZM140 109H142V110H140ZM144 109V110H143ZM174 109V110H173ZM9 110V111H8ZM34 112H33V111ZM64 110V111H63ZM65 110H68V112H66ZM71 110V112L69 113V111ZM74 110V111H73ZM82 110V111H81ZM148 112H147V111ZM160 110L162 111V112H160ZM171 110V111H170ZM2 111V112H1ZM39 111V112H38ZM73 111V112H72ZM85 111V112H84ZM143 111H145V114H144V112ZM151 111V112H150ZM152 111H154V112H156V113H152ZM43 112V113H42ZM75 112H78V113H75ZM84 112V113H83ZM141 112H143V113H141ZM146 112H147V114H146ZM159 112V113H158ZM169 112H170V114H169ZM47 113V114H46ZM63 113V114H62ZM72 113V114H71ZM80 113H83V115L81 114L80 115ZM87 113V114H86ZM172 113V114H171ZM42 114V115H41ZM74 114V115H73ZM142 114H144V115H142ZM161 114V115H160ZM162 114H165V115H163V118H161L162 117ZM4 115V116H3ZM33 115V116H32ZM38 115H41V116H38ZM73 115V116H72ZM152 116V118H150V116ZM154 115V116H153ZM18 116H20V117H18ZM61 116V117H60ZM65 116H66V118H65ZM88 116V117H87ZM135 116H138L137 118L135 117ZM144 116V117H143ZM159 116H161V117H159ZM167 116V117H166ZM201 116V117H200ZM8 117V118H7ZM14 117V118H13ZM39 117V118H38ZM64 119H63V118ZM74 118V120H73V118ZM83 117H85V118H83ZM86 117H87V119H86ZM135 117V118H134ZM149 117V118H148ZM195 117H192V119L193 118H195ZM9 118H11V119H9ZM15 118H19L21 121V123H19V119L18 120H15L14 121V119ZM147 118V119H146ZM158 118H160L159 120H157ZM165 118V119H164ZM169 118V119H168ZM199 118V119H198ZM202 118V119H201ZM206 118V117H205ZM4 119H6V120H4ZM7 119L9 120V122L7 121ZM67 119V120H66ZM75 119H76V121H75ZM146 119V120H145ZM149 119V120H148ZM164 119V120H163ZM3 120V121H2ZM11 120V121H10ZM24 120V121H23ZM26 120H28V121H26ZM48 120V121H47ZM63 120V121H62ZM64 120H66V122L64 121ZM78 120H80V122L78 121ZM87 121L88 123H93L92 125L91 124H88V123H83V122H85V121ZM206 120H207V118H206ZM205 120V121H206ZM4 121L6 122V125L4 124ZM13 121H14V123H13ZM16 121H18V123L16 122ZM31 121V122H30ZM43 121V122H42ZM56 121V122H55ZM60 121V122H59ZM71 121V123H75L76 125H77V123L79 122V124L80 125H77L78 126V129H80V133L78 132V129H75V128H77V126L74 124L72 127H71V123H69ZM141 123H140V122ZM150 121H151V123H150ZM165 121V122H164ZM204 121V123H206V125L207 124H209L208 122H205ZM212 121V123L214 124L215 122H213ZM46 122V123H45ZM162 122H164V123H162ZM8 123V124H7ZM10 123H12V128H15L16 130H17V132H19V133H17V132H15L16 130H14V129H10ZM17 123V124H16ZM27 125H26V124ZM29 123V124H28ZM34 123V124H33ZM59 123H61V124H59ZM16 124V125H15ZM20 124V125H19ZM22 124V125H21ZM57 124V125H56ZM60 126H59V125ZM62 124H65V125H62ZM99 124V123H98ZM144 126H143V125ZM198 124V125H199ZM203 124V123H202ZM26 125V126H25ZM42 125V126H41ZM44 125V126H43ZM50 125V126H49ZM86 125V126H85ZM87 125H88V127H87ZM142 125V126H141ZM204 125V124H203ZM15 126V127H14ZM22 126V127H21ZM30 126V127H29ZM55 126H56V129H55ZM59 126V128H58V130H57V127ZM61 126H63V127H61ZM64 126H66V128L64 127ZM89 126H91V127H89ZM212 126V125H211ZM27 127V128H26ZM47 128L48 127V129H50V131L47 129V131H46V129L45 128ZM68 127L70 128H72V131H71V128L68 130ZM153 127V128H152ZM194 127H195V129H194ZM199 129H198V128ZM19 129V131H18V129ZM21 128H23V129H25V130H23V129H21ZM29 128V129H28ZM36 128V129H35ZM67 129L66 131L64 130V129ZM82 128V129H81ZM6 129V130H5ZM40 129V130H39ZM62 129V130H61ZM75 129V130H74ZM84 129V130H83ZM197 129V130H196ZM12 130V131H11ZM28 130V131H27ZM51 130H54V131H51ZM59 130H60V132H63V133H60L59 132ZM92 131L93 132V130H95L94 132V138H92V139H94L93 141H92V139H91V137H89L90 135H89V133H88V131ZM142 130V131H141ZM147 130V131H146ZM201 131L200 133L199 132H197V133H195L196 131ZM15 132V133H17L15 136H14V134L13 133H11V132ZM20 131H22L21 133H20ZM25 131H27L26 133H25ZM31 133H30V132ZM38 131V132H37ZM66 132V134L67 133H69L68 135H66L65 134V132ZM68 131V132H67ZM71 133H70V132ZM75 131V132H74ZM82 131V132H81ZM87 132L88 133V135H87V133L85 134L84 132ZM99 131H100V129H99ZM144 131V132H143ZM159 131V132H158ZM42 133V136L41 135H39V136H37L39 133ZM46 132H47V134H46ZM101 132H99L98 133V136H99V134H101ZM156 132V133H155ZM8 133V134H7ZM26 135H25V134ZM40 133V134H41ZM57 133H59L57 136H56V134ZM150 133V134H149ZM6 134V136L8 137V138H6V137H4V139H3V137H2V135H5ZM22 134V135H21ZM28 134V135H27ZM31 134V135H30ZM37 134V135H36ZM63 134H65V135H63ZM71 134H73L75 137H77L75 140H78L79 141V139L81 138V140L80 141H82L83 142V140H84V142L83 143H87L88 144V140H89V144L87 145V144H83L82 143V145H87V146H85L86 147V149H87V147L89 148V146L90 147H93V146H95V148H94V150H91V149H93V148H89V149H87V150H85V148H84V146H81V142L79 141H77L78 143H76V141L74 140V136H72ZM75 134H78L77 136L75 135ZM79 134H81V135H79ZM141 134V135H140ZM165 134V135H164ZM193 134H195V135H193ZM204 134V135H203ZM9 135V136H8ZM13 135V136H12ZM21 135V136H20ZM33 135H35V137H33ZM61 137H60V136ZM72 136V138H71V136ZM87 135V136H86ZM146 135V136H145ZM166 135H167V137H168V139H166L167 137H166ZM12 136V138L11 139H13V138H15L16 139V141H15V139L14 140H11L10 139V137ZM32 136V137H31ZM44 136V137H43ZM47 136V137H46ZM64 136H66L65 138H64ZM70 137L71 139H67V137ZM143 136V137H142ZM166 138H165V137ZM1 137H2V139H3V141H2V139H1ZM18 137V138H17ZM20 137H21V139H20ZM22 137L24 138V141H25V143L24 142H22ZM27 139H26V138ZM36 137H38V138H36ZM52 137V138H51ZM74 137V138H73ZM109 137V140L107 139ZM114 137H116V138H114ZM190 139H189V138ZM191 137H193L192 139H191ZM42 138H46L45 140L44 139H42ZM49 138H50V140H49ZM56 138V139H55ZM97 138H99L98 140H97ZM117 138H120L121 140H122V142L124 143V145H121V140H119L120 141V143H119V141H118V139ZM143 138V139H142ZM195 138V139H194ZM7 139H9V140H7ZM26 139V140H25ZM40 139H42L43 141H45V142H42V140H40ZM59 139V140H58ZM65 139H67V140H65ZM86 139V140H85ZM88 139V140H87ZM117 139V140H116ZM128 139H130V138H128ZM130 139V140H131ZM140 139H141V141H140ZM150 139V140H149ZM21 142H19V141ZM36 140V142L34 143L33 141H35ZM38 140V141H37ZM41 142H40V141ZM48 140V141H47ZM54 140H58L56 143H58V144H56L55 143V141ZM72 140H74L73 141V143H75V144H71L72 143ZM99 140H101V142L99 141ZM138 142H137V141ZM156 140V141H155ZM32 143H31V142ZM49 141H51V143L49 144ZM53 141V142H52ZM69 142V143H67V142ZM136 141V142H135ZM202 142V144H200L199 145V143L200 142ZM10 144H9V143ZM11 142H14V143H11ZM18 142V143H17ZM26 142H27V144H26ZM40 142V145L39 144H37V143H39ZM61 142H64L63 144H61ZM92 142H93V144H94V142L97 144H92ZM100 142V144H98ZM104 143V147H103V143ZM113 142V143H112ZM133 142V143H132ZM141 144H140V143ZM199 142V143H198ZM2 143H4V144H2ZM5 143H7L8 144V146H7V144H5ZM41 143H43L42 145H41ZM45 143V144H44ZM53 143V145H51ZM56 144V146L54 147V145ZM67 143V144H66ZM108 143V144H107ZM118 143H119V145H118ZM122 143V144H123ZM126 143V144H125ZM129 143V145H131L130 147H129V145H128V147H127V144ZM136 143V144H135ZM139 143V144H138ZM160 143V144H159ZM162 143V144H161ZM164 143V144H163ZM197 143V144H196ZM12 144V145H11ZM19 144H20V146H19ZM31 144H33V145H31ZM37 146H36V145ZM60 144H61V147H60ZM71 144V145H70ZM78 144V147H77V150H76V152H75V149H76V145ZM80 144V145H79ZM93 146H92V145ZM108 145V147H107V145ZM134 144V145H133ZM143 144V145H142ZM147 144V145H146ZM172 144V145H171ZM197 146H196V145ZM6 145V146H5ZM18 145V146H17ZM46 145V146H45ZM50 145V146H49ZM99 145V146H98ZM100 145H102V146H100ZM105 145H106V149H108V151L107 152H109V153H111V154H113L114 155V157H113V155L111 156L110 154H107V152H106V149H105ZM120 145H121V147H120ZM125 145H126V148H125ZM138 145H139V147H138ZM164 145V146H163ZM204 146V145H207V146H205V147H202L201 149H200V147L199 146ZM237 145H238V143L236 144V147H237ZM255 143L254 144H252L251 145V147L250 148H252V147H255ZM17 146V147H16ZM31 146V147H30ZM45 146V147H44ZM52 148L51 150H50V148ZM52 146V147H51ZM72 148H70V147ZM97 146H98V149H99V151H103V149H104V151L102 152L101 151V153H103L102 154V156L101 155H98L97 156V154H98V152L99 151H97L96 150V148H97ZM122 146H124V147H122ZM134 146H136V147H134ZM145 146V147H144ZM156 146V147H155ZM10 147V148H9ZM11 147H16V148H11ZM40 147V148H39ZM41 147H43V149H44V151H46V152H48V153H46V152H42V148ZM47 147V148H46ZM58 147H60V148H58ZM111 147V148H110ZM162 147H163V149H162ZM20 148H21V150H20ZM35 148V149H37L36 151H35V149L33 150V149ZM39 148V149H38ZM64 150H63V149ZM67 148H69V149H67ZM80 148V149H79ZM82 148V149H81ZM113 148H114V151H112L113 150ZM125 148V149H124ZM128 148V149H127ZM145 148V149H144ZM159 148V149H158ZM260 148V147H259ZM17 149H18V151L19 152H17ZM41 149V150H40ZM57 150L56 152H55V150ZM205 149H203L202 151H200V154L202 153V154H204L205 153ZM245 150L247 149V147H245L244 148ZM31 150H32V153H31ZM38 150H39V152H38ZM48 150H50V151H48ZM63 150V151H62ZM81 150V152H78V151H80ZM83 150H85V151H87V152H89L88 153V155H89V157L86 155L87 153L85 152V151H83ZM89 150V151H88ZM91 150V151H90ZM97 152H96V151ZM110 150V151H109ZM166 150V151H165ZM253 150H254V148H253ZM3 151H5V152H3ZM14 151L15 152H17V154L16 153H14ZM93 151H95V152H93ZM112 151V152H111ZM121 151V152H120ZM134 151V152H133ZM143 151H145V152H143ZM249 152H247V154H250V150H248ZM33 152H35V154L33 153ZM62 152H64V153H62ZM65 152H67V154L65 153ZM72 152V153H71ZM73 152H75V153H73ZM106 152V153H105ZM118 153L119 155L118 156H116L115 155V153ZM126 152V153H125ZM161 152H163V153H161ZM168 152V153H167ZM2 153H4V154H2ZM20 153V154H19ZM39 155H38V154ZM42 153V154H41ZM46 153V154H45ZM52 153V154H51ZM56 153V154H55ZM81 153V154H80ZM85 153V154H84ZM97 153V154H96ZM100 152H99V154H101ZM116 153V154H117ZM121 153H122V155H121ZM154 153V154H153ZM167 154V155H165V154ZM190 153V154H189ZM191 153H193V154H191ZM199 153V152H198ZM7 154V155H6ZM12 154V155H11ZM25 154V155H24ZM28 154V155H27ZM37 154V155H36ZM48 154V155H47ZM49 154H51V155H49ZM54 154V155H53ZM63 156H62V155ZM72 154H74L73 156H71ZM78 154V155H77ZM95 154V155H94ZM107 154V155H106ZM147 154V155H146ZM155 154H157L156 155V158H155ZM159 154V155H158ZM6 155V156H5ZM53 155V156H52ZM75 155H76V157L78 158L79 156H80V158H78V160L76 159V157H75ZM85 157V155H86V157H85V159H84V157ZM94 155V156H93ZM105 155H106V158H103V157H105ZM109 155V156H108ZM146 155V157L148 158H145L144 156ZM7 156H8V158H7ZM12 156H13V159H11L12 158ZM34 156V157H33ZM37 158H36V157ZM41 156V157H40ZM50 157V158H48V157ZM99 156H101L100 157V160H99ZM108 156V157H107ZM122 156V157H121ZM149 156H151V158L154 160V162H152L153 160H151V158L149 157ZM161 156H164L165 158L164 159H162L163 157H161ZM188 156H190V157H188ZM244 156V155H243ZM2 157V158H1ZM11 157V158H10ZM39 157V158H38ZM71 157V158H70ZM82 157H83V159H82ZM96 157V158H95ZM98 157V158H97ZM118 159H117V158ZM10 158V159H9ZM26 158V159H25ZM34 158V159H33ZM69 158V159H68ZM94 160H93V159ZM115 160V158L117 159L116 160V164H114L115 163V161L113 160V159ZM144 158H145V160H144ZM149 158H150V164H148L149 163ZM5 159V160H4ZM17 159V160H16ZM32 159V160H31ZM36 159L38 160V161H36ZM58 159V160H57ZM74 159V160H73ZM76 159V160H75ZM79 159H81V160H79ZM88 159V160H87ZM219 159V160H218ZM8 160V161H7ZM19 160V161H18ZM31 160V161H30ZM47 160H48V162H47ZM51 160V161H50ZM55 160H56V162H55ZM72 160V161H71ZM97 160V161H96ZM104 160V161H103ZM121 160H123V161H121ZM144 162H143V161ZM146 160H148V162L146 161ZM159 160H161V161H159ZM216 160H218V161H216ZM3 161V162H2ZM12 161H14V162H12ZM46 161V162H45ZM58 161V162H57ZM72 162V163H69V162ZM78 161V162H77ZM87 161H89V162H87ZM121 161L122 162V164H121V162L119 163V162ZM128 161V162H127ZM137 161H140V163L139 162H137ZM164 161V162H163ZM187 161V162H186ZM2 162V163H1ZM6 162H8V164L9 165H7V163ZM10 162V163H9ZM20 162V163H19ZM28 162V163H27ZM32 164V166H30L31 164ZM64 162V163H63ZM87 162V163H86ZM94 162V163H93ZM104 162V163H103ZM114 162V163H113ZM147 162V163H146ZM162 162V163H161ZM244 164V166H246V167H244V166H241V164L242 163ZM14 163V164H13ZM35 163V164H34ZM49 163V164H48ZM61 163V164H60ZM67 163L68 164H70V165H67ZM76 165H74V164ZM83 163H84V165L86 164V165H88L89 166V169H88V167H86V166H84L83 165ZM107 163V164H106ZM154 163V164H153ZM164 163V164H163ZM218 163V164H217ZM238 163V164H237ZM27 164V165H26ZM39 166H38V165ZM45 164H46V166L48 165V167H46L45 166ZM55 167V169H53L54 167L52 166V165ZM110 164V165H109ZM123 164H124V166H123ZM141 164H144L143 166H145V164H146V166L147 165H150V166H148V168L149 169H151V170H149L146 166H145V168L141 165ZM156 164V165H155ZM159 164V165H158ZM162 164H163V166H162ZM246 164V165H245ZM2 165V166H1ZM4 165H7V167L5 168L4 167ZM36 165V167H34V166ZM52 167H51V166ZM57 165H59L60 166V169H58L59 168V166H57ZM63 165V166H62ZM66 165H67V168L68 167H70V168H65L66 167ZM96 165H97V167H96ZM117 167H116V166ZM123 166V167H121V170H120V167L119 166ZM139 165V166H138ZM186 166V168H187V171L185 170L186 168H185V166ZM237 165V166H236ZM11 166V167H10ZM29 166V167H28ZM40 166H42V168H44V167H46V169L47 170H49V171H47L46 169H42ZM78 166V167H77ZM79 166H81V167H79ZM84 166V167H83ZM110 166V167H109ZM157 168H156V167ZM170 166V167H169ZM241 166V167H240ZM4 167V168H3ZM14 167V168H13ZM22 167V168H21ZM35 169H34V168ZM51 167V168H50ZM87 168V169H83V168ZM105 167V168H104ZM133 167V168H132ZM218 167V168H217ZM237 167H240V169H242V171L241 170H239V168H237ZM244 167V168H243ZM255 167V166H254ZM261 167V168H260ZM7 168H9V169H7ZM24 168V169H23ZM26 168V169H25ZM30 168V169H29ZM39 168V169H38ZM64 168H65V171L62 173V174H60L61 172H62V170H64ZM74 168H76V169H74ZM79 168V169H78ZM95 168V169H94ZM97 168V169H96ZM119 170H118V169ZM125 170H124V169ZM129 168V169H128ZM162 168V169H161ZM165 168L167 169V171H169V172H167V171H165ZM201 168V169H200ZM205 168V169H206ZM210 168V169H209ZM214 168V169H213ZM245 168H247V169H245ZM12 169L14 170V171H12ZM32 169V170H31ZM52 169V170H51ZM58 169V170H57ZM69 171V170H71V174H69V172H67V170ZM91 169H93V170H91ZM112 169V170H111ZM193 171H192V170ZM199 171H198V170ZM217 169H218V171H217ZM8 170H9V172H8ZM27 170V171H26ZM36 170V171H35ZM46 170V171H45ZM76 172H75V171ZM81 170V172L79 173V171ZM84 170H87V172H83ZM118 170V171H117ZM140 170V171H139ZM154 171V173H153V171ZM163 172H162V171ZM182 172H181V171ZM209 170V171H208ZM19 171V172H18ZM30 171H31V173H30ZM40 171V172H39ZM55 171V172H54ZM58 171H59V173H58ZM72 171L74 172V173H72ZM108 171H109V173L110 174H108ZM116 171V172H115ZM126 171V172H125ZM151 171H152V173H151ZM156 171V172H155ZM158 171V172H157ZM162 172V173H164V174H162V173H159V172ZM172 171H174V172H172ZM178 173H177V172ZM190 171H192V172H190ZM201 171H202V173H201ZM238 171H240V173H238ZM46 172V173H45ZM49 172V173H48ZM56 173V174H54V173ZM66 172V173H65ZM113 172V173H112ZM129 172V173H128ZM139 172V173H138ZM150 172V175L148 174ZM166 172H167V174H166ZM189 172H190V174H189ZM219 174H218V173ZM234 172H235V174H234ZM21 173H23V174H21ZM29 173V174H28ZM77 173H79V174H77ZM95 173V174H94ZM122 173V174H121ZM124 173V174H123ZM178 174L179 175V179H180V181L178 182V178H176L175 179V177L174 176H178V175H175V174ZM191 173H193L192 175H191ZM197 173V174H196ZM242 173H244V175L242 174ZM32 174H34V175H32ZM37 174V175H36ZM39 174H40V176H42V177H40V179L42 180V179H44L43 180V182L47 179V182L45 183H43L40 179H38L39 178ZM55 175V176H53V175ZM60 174V175H59ZM74 175V177H76L77 178V180H76V178H74L73 177V175ZM126 174V175H125ZM137 176L136 177V181L134 180L133 181V177L135 176V175ZM169 174V175H168ZM171 174V175H170ZM172 174H173V176H172ZM200 174V175H199ZM213 174V175H212ZM236 174H240V175H237L236 176ZM256 174V175H255ZM9 175V178H7L6 176H8ZM63 175V176H62ZM71 175H72V178H71ZM83 175V176H82ZM117 175V176H116ZM122 175H123V177H122ZM158 175H161V176H159V178H158ZM166 175V177L167 176H169V177H164ZM187 175V176H186ZM205 175V176H204ZM209 175V176H208ZM212 175V176H211ZM217 175V176H216ZM235 175V176H234ZM5 176V177H4ZM14 176H16L17 178H20V180L19 179H16V177H14ZM21 176V177H20ZM33 177V178H30V177ZM59 178H58V177ZM80 178H79V177ZM86 176V177H85ZM89 176V177H88ZM93 176V177H92ZM144 176V177H143ZM150 176V177H149ZM189 176V177H188ZM194 176H196V178H194ZM203 176H204V178H203ZM210 176H211V178H210ZM215 176H216V178H215ZM11 177V178H10ZM12 177H14V178H12ZM45 177V178H44ZM50 177H52L51 179H49ZM107 177V178H106ZM108 177L110 178V179H108ZM117 177H119L118 179H117ZM123 179H122V178ZM173 177H174V179H173ZM199 177V178H198ZM200 177L202 178V179H200ZM205 177L207 178V177H209V178H207V179H205ZM236 177V178H235ZM25 178V179H24ZM36 178V179H35ZM56 180H54V179ZM58 178V179H57ZM67 178V179H66ZM70 178H71V180H73V181H75V182H73V181H71L70 180ZM83 178V179H82ZM94 178V179H93ZM106 178V179H105ZM112 178V179H111ZM115 178V179H114ZM130 178V179H129ZM170 178V179H169ZM191 178V179H190ZM213 178V179H212ZM240 178V177H239ZM11 179H13V180H11ZM27 179H28V181H27ZM29 179H33V180H29ZM39 181H38V180ZM54 180V182H53V180ZM59 179H61V180H59ZM63 179V180H62ZM66 179V180H65ZM80 179V180H79ZM117 179V180H116ZM135 179V178H134ZM162 179V180H161ZM174 180L173 182L174 183H176V185H174L173 184V182L171 181V180ZM182 179V180H181ZM185 179V180H184ZM198 179V180H197ZM207 181H205V180ZM212 179V180H211ZM264 179V176H262V177H260L259 179H257V180H255V183H254V186H256V184L259 182V180L261 181V180H263ZM8 180V181H7ZM50 182H49V181ZM68 180V181H67ZM86 180V182H84ZM89 180V181H88ZM109 180H111V182L109 181ZM114 180V181H113ZM130 180V181H129ZM132 180V181H131ZM176 180V181H175ZM195 180V181H194ZM211 180V181H210ZM17 181H18V183L19 182H21V183H19L18 184V186H20V187H22L21 189H20V187H18V186H16L17 185ZM32 181H34V182H32ZM66 181V182H65ZM69 181H71V182H69ZM110 183H109V182ZM116 181H119V184L117 185V186H120V185H122V186H120L119 188H117L116 187V191H114V193L112 194V192H113V190L115 189V183H116ZM123 181V182H122ZM129 181V182H128ZM139 181V182H138ZM159 181V182H158ZM170 182L169 184H167V182ZM185 181V182H184ZM188 182V184H186L187 182ZM192 181V182H191ZM216 181V182H217ZM4 182V183H3ZM25 182V183H24ZM27 182V183H26ZM43 183V185H44V187H42L43 185H41L42 183ZM92 182V183H91ZM109 183V185H111V188L109 187V185L108 184H106V183ZM114 182V183H113ZM127 184L126 186L124 185V187H123V184ZM135 182V184H133ZM183 182V183H182ZM24 183V184H23ZM35 185H34V184ZM36 183H38V185L36 184ZM48 183V184H47ZM64 183V184H63ZM72 183V184H71ZM81 183H83V185L81 184ZM129 183H131V184H129ZM159 183H161V185L159 184ZM172 183V184H171ZM185 183V184H184ZM195 183V184H194ZM208 183V184H209ZM7 184V185H6ZM21 184V185H20ZM45 184H47V187H46V185ZM67 184V185H66ZM75 184H77V185H74ZM79 184L80 185H82V186H80V188H79ZM95 184V185H94ZM156 184H159V185H156ZM163 184H165V185H163ZM179 184V185H178ZM180 184H182V185H180ZM194 184V185H193ZM6 185V186H5ZM37 185V186H36ZM41 185V186H40ZM58 187H57V186ZM105 185H108V187L106 186V188H105ZM130 185V186H129ZM135 185V186H134ZM169 185V186H168ZM187 185H188V187H191V188H189V190L186 188L187 187ZM244 185V186H243ZM15 186V187H14ZM40 186V187H39ZM56 186V187H55ZM84 186V187H83ZM137 186V188L135 189V187ZM181 186V188H179V187ZM192 186H193V188H192ZM243 188H242V187ZM25 187V190H23V188ZM68 187H70V188H68ZM73 187H75V188H73ZM84 189H83V188ZM87 187V188H86ZM90 187V188H89ZM114 187V188H113ZM131 187V188H130ZM151 189H150V188ZM156 187H158L157 189H156ZM160 187V188H159ZM164 187V189H162ZM174 187H175V189H174ZM176 187H178L179 188V190H178V188L176 189ZM6 188V189H5ZM26 188L28 189V190H26ZM38 188H40V189H38ZM43 188H44V190H43ZM56 188H57V191H56ZM59 188V189H58ZM71 188H73V189H71ZM77 188V189H76ZM94 188H95V190H94ZM122 188V189H121ZM129 188V189H128ZM186 188V189H185ZM8 189V190H7ZM10 189V190H9ZM69 189V190H68ZM70 189H71V191H73L72 193L73 194H71V191H70ZM79 189V190H78ZM81 189V190H80ZM107 189H108V191H107ZM109 189H112V190H110V193H109ZM118 189H121V190H118ZM135 189V190H134ZM155 189V190H154ZM159 189V190H158ZM168 189L170 190V189H172V191H168ZM212 189V190H211ZM237 189V190H236ZM240 189V190H239ZM32 190V191H31ZM36 190V191H35ZM41 190V191H40ZM56 191V193H55V191ZM63 190H67L66 192L65 191H63ZM74 190H75V192H74ZM118 190V191H117ZM133 190V191H132ZM152 190H154V191H152ZM162 190V191H161ZM165 190V191H164ZM175 190V191H174ZM181 190H182V192H181ZM216 190V191H215ZM222 190V192H219V191H221ZM239 190V191H238ZM9 192V194H8V192ZM17 191H18V193H17ZM26 193H25V192ZM54 191V192H53ZM78 191V192H77ZM90 191V192H89ZM105 191H107V192H105ZM136 193H135V192ZM161 191V192H160ZM163 191H164V193H163ZM174 191V192H173ZM186 191H187V193H186ZM213 191V192H212ZM236 193H235V192ZM27 192H29V194H27ZM61 194H60V193ZM69 192H70V194H69ZM83 192V193H82ZM104 192H105V194H104ZM126 192V193H125ZM132 192V193H131ZM147 192V193H146ZM154 192H156V193H154ZM168 192V193H167ZM12 193H14L13 195H12ZM53 193V194H52ZM57 195H55V194ZM81 193V194H80ZM91 195H90V194ZM109 195H108V194ZM116 193V194H115ZM123 193V194H122ZM152 193H154V194H152ZM160 193V194H159ZM163 193V194H162ZM170 193V194H169ZM172 193V194H171ZM176 193V194H175ZM177 193H178V195H177ZM184 193H185V195H184ZM218 193H220V194H218ZM33 194V196L35 197V198H32L33 196H31ZM67 195V196H65V195ZM115 194V195H114ZM120 194V195H119ZM122 194V195H121ZM133 194V195H132ZM137 194V195H136ZM143 194V195H142ZM150 194H151V196H153V198L150 196ZM167 194H169V195H166ZM177 196L176 198H175V195ZM181 194H183V196L182 197H184V198H181ZM225 194V193H224ZM17 195V196H16ZM29 195V196H28ZM47 195V196H46ZM65 196L66 198H72V199H65V197H63V196ZM76 197H74V196ZM78 195V196H77ZM90 195V196H89ZM98 195V196H97ZM105 195V197L106 198H104L103 196ZM108 195V196H107ZM112 195H113V197H112ZM147 195V196H146ZM165 195V196H164ZM187 195V196H186ZM229 195V194H228ZM261 195H264V194H259V196L257 197V198H260L261 197ZM9 196V197H8ZM13 196V197H12ZM40 196V197H39ZM49 196V197H48ZM51 196V197H50ZM58 196L60 197H62V198H58ZM71 196V197H70ZM73 196V197H72ZM100 196H102V197H100ZM122 196L124 197V198H122ZM133 196V197H132ZM143 196V197H142ZM156 196V197H155ZM162 196V197H161ZM165 198H164V197ZM171 196H172V199H171ZM219 196H221V197H219ZM224 196V195H223ZM10 197H11V199H10ZM14 197L15 198H17V200H15L14 199ZM30 197L32 198V199H30ZM109 197H111V199L109 198ZM114 197H116L115 199L116 200H118V201H115V200H112ZM121 197V198H120ZM166 197H168V199H169V197H170V199L168 200V199H166ZM181 199H180V198ZM186 197V198H185ZM215 197H217L218 198V200H215V199H217V198H215ZM225 197V196H224ZM264 197V196H263ZM18 198H19V200H18ZM39 198V199H38ZM51 198V199H50ZM75 198V199H74ZM78 198V199H77ZM96 198V199H95ZM118 198H120L121 200H119ZM132 198V199H131ZM140 198V199H139ZM155 198H156V200H157V202H155V204H154V201H156L155 200ZM160 198V199H159ZM161 198L163 199V200H161ZM174 198V199H173ZM210 198V197H209ZM219 198H220V200H219ZM257 198H255V200H257ZM29 200V202H28V200ZM47 199H50V201L49 200H47ZM59 199H61L62 201L60 202V200ZM65 199V200H64ZM98 199V200H97ZM101 199H103V200H101ZM107 199H108V201H107ZM138 199V200H137ZM176 199V200H175ZM182 199H185V200H182ZM224 199V198H223ZM222 199V200H223ZM231 199H229V200H231ZM59 200V201H58ZM70 200V201H69ZM97 202H96V201ZM125 200V201H124ZM150 200V201H149ZM154 200V201H153ZM162 202H160V201ZM200 200V201H199ZM221 200V201H222ZM11 201H12V203H13V201L15 202V203H13V207L14 208H12V203H11ZM39 201V202H38ZM52 201V203H54V204H51L50 202ZM65 201V202H64ZM67 201V202H66ZM71 203H69V202ZM92 201V202H91ZM95 201V202H94ZM102 201V202H101ZM115 201V202H114ZM121 201V202H120ZM152 201V202H151ZM159 201V202H158ZM165 201V202H164ZM175 201V202H174ZM178 201H180V202H178ZM6 202V203H5ZM23 202H25L24 203V205H23ZM86 202V203H85ZM120 202V203H119ZM134 202V203H133ZM138 202H140V203H138ZM173 202V203H172ZM184 202V203H183ZM3 203V204H2ZM9 203V204H8ZM17 203V204H16ZM37 203H40V204H37ZM45 204V206H46V208H45V206L44 205H42V204ZM59 203V204H58ZM64 205V206H61L62 204ZM66 203H67V205H66ZM80 203H81V205H80ZM85 203V204H84ZM110 203V204H109ZM115 203H116V206H117V208H116V206H115ZM121 203H123L122 205V208H121V205H119V204H121ZM133 203V204H132ZM146 203H147V205H146ZM148 203H149V205H148ZM168 203V204H167ZM181 203H183V204H181ZM36 204V205H35ZM58 204V205H57ZM61 204V205H60ZM96 204V205H95ZM115 206V207H113V209H115V211L112 209V206L113 205ZM124 204H127V206L126 205H124ZM135 204V205H134ZM154 204V205H153ZM167 204V205H166ZM11 207H10V206ZM16 205H17V207H16ZM19 205V206H18ZM42 205V206H41ZM51 205H53L52 207H51ZM59 205H60V207H59ZM79 205V206H78ZM86 205V206H85ZM92 205V206H91ZM102 205V206H101ZM105 205V206H104ZM106 205L108 206H110V205H112V206H108V207H106ZM129 205H131V206H129ZM138 205H141V206H138ZM184 205V206H183ZM189 205H191V206H189ZM194 205L196 206V207H194ZM199 205V206H198ZM8 206V207H7ZM21 206V207H20ZM101 206V207H100ZM128 206H129V209H128V211H127V208H128ZM134 206H136V207H134ZM47 207H49V208H47ZM76 207V208H75ZM106 207V208H105ZM125 207V209H123ZM133 209H132V208ZM139 207H141L140 209H138ZM146 207H147V209H146ZM183 207V208H182ZM189 207V208H188ZM192 207V208H191ZM200 207V208H199ZM17 210H16V209ZM24 209V210H22V212H19V211H21V210H19V209ZM40 209V210H38V209ZM44 208H45V210H44ZM81 208H82V210H85V212H83L82 210H81ZM136 208V209H135ZM193 208H195V209H193ZM203 208H204V210H206V211H203ZM206 208V209H205ZM5 209V210H4ZM13 209V210H12ZM54 209V210H53ZM96 209V210H95ZM105 209L107 210V209H110V210H107L108 212H106L105 211ZM119 209V210H118ZM131 209V210H130ZM182 209V210H181ZM199 211H198V210ZM202 211H201V210ZM15 210H16V212H15ZM42 210V214H40L41 211ZM81 210V211H80ZM93 210V211H92ZM103 210H104V212H103ZM118 210V211H117ZM134 210V211H133ZM153 210H156L155 208H153ZM181 210V211H180ZM187 210H189V211H187ZM1 211H0V215H1ZM6 211V212H5ZM24 211H25V213H27V214H25L24 213ZM27 211V212H26ZM50 211V212H49ZM90 211V212H89ZM99 211L101 212V214L99 213ZM124 211V212H123ZM133 211V212H132ZM201 211V212H200ZM233 211H235V210H233ZM10 212V213H9ZM29 212V213H28ZM35 212V213H34ZM44 212V213H43ZM46 212V213H45ZM88 212V213H87ZM92 212V213H91ZM111 212H114V213H118V214H115V217H114V213H111ZM125 212H128V215H127V213H125ZM132 214H131V213ZM179 212H181V213H179ZM184 213V215H183V213ZM189 212H193L192 214L191 213H189ZM19 213H21V215L22 216H20V214ZM23 213V214H22ZM90 213H91V215H90ZM102 213H104V214H102ZM105 213H107V214H105ZM121 213H125L124 215L123 214H121ZM130 213V214H129ZM186 213V214H185ZM194 213H196V214H194ZM25 214V215H24ZM30 214L32 215L33 214V216H30ZM261 214H262V216H264V211L263 212H261ZM260 214V215H261ZM9 215L11 216L10 218L12 219H9ZM29 215V217H27ZM50 215V216H49ZM81 215V216H80ZM88 215V216H87ZM101 215V216H100ZM122 215V216H121ZM24 216V217H23ZM56 216H58V217H56ZM96 216H98V217H96ZM120 216V217H119ZM130 216L128 217V218H130ZM190 216H192V217H190ZM2 217V218H1ZM14 217V218H13ZM21 219H20V218ZM26 217H27V219H26ZM34 217V218H33ZM43 219H42V218ZM78 217V218H77ZM91 217V218H90ZM93 217H94V222L92 221V219H93ZM113 217V218H112ZM163 219H162V218ZM201 217H203V218H201ZM8 218V219H7ZM18 218V220L20 221H18V220H16ZM32 218V219H31ZM51 218V219H50ZM54 218V219H53ZM58 218H59V220H58ZM62 218H64V220H62ZM81 218H82V220H81ZM100 220H99V219ZM111 218V219H110ZM117 218V219H116ZM158 218H159V220L162 222V223H160L159 221V223H158V225L156 224V222H157V220H158ZM5 219V220H4ZM31 219V220H30ZM36 219V220H35ZM50 221H49V220ZM53 219V220H52ZM85 219V220H84ZM88 219V220H87ZM90 219V220H89ZM108 219H110V220H108ZM162 219V220H161ZM165 219V220H164ZM11 221V222H4V221ZM15 220V221H14ZM25 220H26V222H25ZM27 220H28V222H27ZM80 220V221H79ZM105 220H106V225H105ZM113 220V221H112ZM115 220V221H114ZM117 220H118V222H117ZM154 220V221H153ZM155 220H156V222H155ZM31 221H33V222H31ZM59 221V222H58ZM77 223H76V222ZM89 221H92V222H89ZM98 221V222H97ZM121 221V222H120ZM168 222V224H166L167 222ZM210 221H212V219H210L209 221H207L206 223H208V222H210ZM25 222V223H24ZM55 222V223H54ZM68 222V223H67ZM73 222V223H72ZM78 222H79V224H78ZM80 222H82L81 224H80ZM86 222V223H85ZM118 225V226H116V225H114L115 223ZM120 222V223H119ZM153 222H155L154 224H156V225H154L153 224ZM165 222V223H164ZM193 223H195V221H192ZM189 223L188 224V226L189 225H191V224H193V223ZM10 223V224H9ZM53 223V224H52ZM61 223V224H60ZM77 225H76V224ZM90 225H89V224ZM96 223V224H95ZM104 223V224H103ZM107 223H109V224H107ZM6 224V225H5ZM60 224V225H59ZM68 224H70V225H68ZM72 224H75V226L74 225H72ZM110 224H111V226H112V224H113V226L112 227H110ZM165 224H166V226H165ZM40 225V226H39ZM58 225V226H57ZM78 225H81V226H78ZM86 225V226H85ZM108 225V226H107ZM141 225H142V227H141ZM147 225H149V226H147ZM66 226V227H65ZM70 226H73V228L72 227H70ZM78 226V227H77ZM89 226V228H87ZM92 226V227H91ZM94 226V227H93ZM102 228H101V227ZM157 226H160L159 228L157 227ZM165 226V227H164ZM97 227V228H96ZM115 227V228H114ZM116 227H117V229L118 228H120L123 232L124 231H126V234H125V232H124V235H123V232L120 230V229H118V231L117 230H115V231H113L114 229H116ZM149 227V228H148ZM153 227V228H152ZM157 227V228H156ZM164 227V228H163ZM171 227V228H172ZM6 230H5V229ZM91 228V229H90ZM92 228H94V229H92ZM108 228V229H107ZM129 228H130V230H129ZM152 228V229H151ZM179 228V227H178ZM47 229V230H46ZM53 229H55L54 231H53ZM79 229V230H78ZM85 229H87V230H85ZM101 229H103V230H105V231H101ZM112 229V230H111ZM128 229V230H127ZM154 229H158L157 231L156 230H154ZM166 229V228H165ZM21 230H23V231H21ZM89 230V231H88ZM90 230L92 231L91 233H90ZM93 230H96L97 231V233H95V232H93ZM110 230V231H109ZM119 230H120V233H119ZM167 231H168V228L166 229ZM3 231V232H2ZM13 231H14V233H13ZM16 231V232H15ZM19 231V232H18ZM22 233H21V232ZM30 231V232H29ZM31 231H33V232H31ZM53 231V232H52ZM61 231V232H60ZM98 231H99V233H98ZM102 233H101V232ZM115 232V233H113V232ZM131 231H132V233L133 234H130L131 233ZM152 231V232H151ZM156 231V232H155ZM162 231V232H163ZM167 231H166V233H167ZM23 232L25 233V234H23ZM40 232V233H39ZM52 232V233H51ZM110 232V233H109ZM116 232H118V233H116ZM130 232V233H129ZM148 232V234L146 235V233ZM5 233V234H4ZM19 233H21V234H19ZM31 233V234H30ZM37 233H39V234H37ZM83 233H85V234H83ZM88 233V234H87ZM95 233V234H94ZM101 233V234H100ZM151 233L153 234L154 233V235H152L151 236ZM156 233V234H155ZM19 234V235H18ZM23 234V235H22ZM27 234V235H26ZM37 234V235H36ZM98 234V235H97ZM112 235L113 234V238H112V236H110V235ZM116 234V235H115ZM117 234H119V235H117ZM141 234L144 236H141ZM169 234V233H168ZM17 237H16V236ZM39 235V236H38ZM56 235V236H55ZM58 235V236H57ZM86 235V236H85ZM88 235V236H87ZM90 235V236H89ZM93 235H94V237H93ZM99 235L101 236V237H99ZM122 235L123 236H125L126 235V237L128 238H126V237H123V238H121L122 237ZM131 235V236H130ZM135 237H134V236ZM137 235H138V237H137ZM13 236V237H12ZM81 236V237H80ZM97 238H96V237ZM115 236V237H114ZM117 236V237H116ZM121 236V237H120ZM133 236V237H132ZM148 236H149V238H148ZM153 236H154V238H153ZM169 236V237H168ZM40 237V238H39ZM133 238V239H131V238ZM146 237H147V239H146ZM33 238H35V239H33ZM42 238V239H41ZM100 238V239H99ZM107 238V239H106ZM118 238H121L120 240L118 239ZM124 238H126V239H124ZM135 238V239H134ZM156 238V239H155ZM13 239V240H12ZM68 239V240H67ZM85 239H87V240H85ZM94 239H96V242H94L95 240ZM104 239V240H103ZM118 239V240H117ZM123 239V240H122ZM139 239V240H138ZM52 240V241H51ZM53 240H54V242H53ZM105 240H107L106 242L107 243H105ZM132 240V241H131ZM134 240H136V241H134ZM137 240H138V242H137ZM141 240H142V242H141ZM148 240H150V241H148ZM44 241V242H43ZM46 241V242H45ZM68 241V242H67ZM87 241V242H86ZM28 242V243H27ZM41 242V243H40ZM91 242V243H90ZM94 242V243H93ZM127 242V243H126ZM135 242H137L136 244H135ZM141 244H140V243ZM148 242V243H147ZM36 243V244H35ZM44 243V244H43ZM57 243V244H56ZM61 243V244H60ZM68 243V244H67ZM97 243V244H96ZM104 245H103V244ZM132 243H134L133 245L135 246V247H133V245H132ZM139 243V244H138ZM142 243H144V244H142ZM43 244V245H42ZM46 244V245H45ZM66 244V245H65ZM94 244V245H93ZM102 244V245H101ZM126 244H127V246H126ZM28 245V246H27ZM50 245V246H49ZM54 245V246H53ZM68 245V246H67ZM70 245V246H69ZM96 245H98V246H96ZM131 245V246H130ZM158 245H161L160 243L159 244H157V246ZM8 246V247H7ZM48 246V248H46V247ZM67 246V247H66ZM145 246H143L141 249H143V248H145ZM157 246H155V247H157ZM33 249H32V248ZM40 247V248H39ZM53 247V248H52ZM61 247V248H60ZM64 247V248H63ZM70 247V248H71ZM106 247V248H105ZM45 249V251H43L44 249ZM58 248V249H57ZM124 248V249H123ZM27 249H29V250H27ZM35 249V250H34ZM46 249H48V250H46ZM81 249V248H80ZM98 249V250H97ZM105 249V250H104ZM121 249H123V250H121ZM152 249L153 248H151V250L150 249H148V250H150L151 251V253H153V251H152ZM89 250V249H88ZM114 250V251H113ZM144 250L145 249H143V251L142 250H140L139 249V252L141 253V251L142 252H144ZM57 251V252H56ZM80 251V250H79ZM138 251V250H137ZM136 251V252H137ZM150 251H147V252H150ZM20 252V253H19ZM26 252V253H25ZM51 252V253H50ZM110 252H107L105 255H110L111 253ZM116 252H117V255H115L116 254ZM139 252H137V253H139ZM36 253V254H35ZM37 253H38V256H37ZM40 253V254H39ZM109 253V254H108ZM131 253H135V251L134 250H132V252ZM145 253V252H144ZM121 254V253H120ZM125 254V253H124ZM115 255V256H114ZM122 255H123V253H122ZM121 255V256H122ZM134 255H136V253L134 254ZM145 255H147V254H145ZM150 255V254H149ZM35 256H36V258H35ZM51 256H53V257H51ZM58 256H60L58 259H56ZM19 257H23V258H19ZM29 257V258H28ZM32 257V258H31ZM15 258V259H14ZM16 258H17V260H16ZM65 258V259H64ZM117 258V259H116ZM20 259V260H19ZM34 259V260H33ZM43 259V260H42ZM52 259H54L53 261H50V260H52ZM67 259V261H65ZM3 260V261H2ZM23 260H24V262H23ZM28 260V261H27ZM56 260V261H55ZM62 260H63V262H62ZM20 261V262H19ZM54 261H55V263H54ZM58 261V262H57ZM60 261V262H59ZM82 261H84V262H82ZM108 261H110V262H108ZM111 261H114V262H111ZM117 261V262H116ZM62 262V263H61ZM78 262H80V263H78ZM82 262V263H81ZM98 261H87L86 262V260H82V259H79V261L78 260H76V264L78 263V264H90V263H92V264H99V262L97 263ZM106 262L104 263V264H107ZM100 264H103L102 262H100Z\"/></svg>",
  "mask_w": 264,
  "mask_h": 264
}]
</instances>
